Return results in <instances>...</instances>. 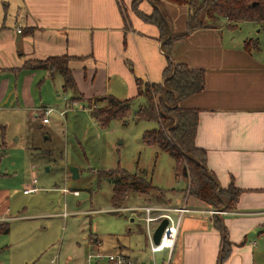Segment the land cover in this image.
I'll return each instance as SVG.
<instances>
[{
	"label": "rangeland",
	"instance_id": "obj_1",
	"mask_svg": "<svg viewBox=\"0 0 264 264\" xmlns=\"http://www.w3.org/2000/svg\"><path fill=\"white\" fill-rule=\"evenodd\" d=\"M2 1L6 0H0L3 22L15 31V14L20 10L14 3L3 9ZM169 7H173L167 12L173 30H181L185 26L182 12ZM138 18L147 30L153 26ZM218 32L238 43L256 38L258 47L251 51L264 62V23H224ZM157 52L160 55L158 48ZM38 61L25 62L34 65ZM76 81L78 93L73 94L63 89L59 74L50 75L46 69L0 71V222H9V231L0 233V264H86L87 254L98 252H121L138 260L154 258L157 264L168 260L171 264L167 249L150 252L144 213L138 209L167 207L170 211L153 215L168 212L176 219L177 213L171 211L179 208L170 205L182 204L186 191L169 152L142 141L143 132L157 127V122L133 119L134 111L144 103L138 97L126 118L112 119L101 127L90 113L94 88L80 77ZM121 81V86L113 87L120 96L126 90ZM43 107L53 108L47 124L41 123L43 114H35ZM70 166L78 168L76 178ZM117 167L145 173L160 190L148 196L131 192L122 207H113L112 183L108 178L98 181L97 172ZM33 176L38 190L24 193ZM159 220L147 223L152 232ZM184 221L178 225L183 227ZM244 239L253 254L249 264H264V226L251 227ZM177 246L178 242L176 250Z\"/></svg>",
	"mask_w": 264,
	"mask_h": 264
},
{
	"label": "crops",
	"instance_id": "obj_2",
	"mask_svg": "<svg viewBox=\"0 0 264 264\" xmlns=\"http://www.w3.org/2000/svg\"><path fill=\"white\" fill-rule=\"evenodd\" d=\"M12 3L20 10L15 31L5 26L4 11L0 13V71H18L27 59L67 54L84 56L69 61V66L75 81L80 77L94 88L93 96L132 97L135 76L162 80L167 58L158 27L150 23L147 30L140 23L132 0H6L2 8ZM172 5L162 1L161 8L167 13ZM176 8L185 22L186 8ZM138 9L149 13L153 6L141 0ZM224 23L177 40L171 58L205 70L204 90L183 104L200 109L195 142L206 150L208 169L220 186L233 182L242 192L235 209L214 215L187 191L182 204L170 205L183 209L171 211L177 213L178 223L185 220L183 227L178 225L171 264H218L222 235L213 225L215 216L224 223L232 244L221 264H249L253 254L244 244L245 234L251 227L264 226V62L253 56V50L244 49L247 38L240 43L225 40L218 32ZM120 79L126 89L122 96L113 90L121 86Z\"/></svg>",
	"mask_w": 264,
	"mask_h": 264
},
{
	"label": "trees",
	"instance_id": "obj_3",
	"mask_svg": "<svg viewBox=\"0 0 264 264\" xmlns=\"http://www.w3.org/2000/svg\"><path fill=\"white\" fill-rule=\"evenodd\" d=\"M140 1L132 0V8L143 20L158 27L160 48L167 58L162 80L149 81L135 76L134 96L127 98H119L113 94L92 96L90 98L93 102H89L90 113L98 125L106 127L112 119L126 118L135 98L143 97L144 103L134 111L133 119L153 120L158 126L145 130L142 141L169 152L175 161L176 174L186 178L185 190L189 195L215 210H233L238 204L242 188L233 182L225 187L220 186L214 173L208 169L206 150L195 142L200 109L183 104L190 96L204 90L206 72L201 67L194 68L183 61H175L171 58V52L177 40L186 38L196 30L219 28L222 21L230 26H236L243 20L264 23V0H149L153 6L149 13L138 9ZM162 1L186 8L183 29L173 30L171 18L160 7ZM253 46L254 49L258 47L256 38H247L244 41L243 47L246 51H251ZM83 58L81 55H54L38 59L42 62L38 61L34 65H26L27 62H24L22 68H42L49 71L50 75L59 74L63 89L74 94L78 93V87L69 61ZM97 177L98 181L102 178L111 181L110 202L115 208L122 207L131 192L148 196L152 191L160 190L145 173H132L121 167L98 171ZM213 225L222 235L218 254V264H221L229 256L232 244L227 238V230L222 220L215 216ZM8 231L9 222L1 221L0 233Z\"/></svg>",
	"mask_w": 264,
	"mask_h": 264
},
{
	"label": "built area",
	"instance_id": "obj_4",
	"mask_svg": "<svg viewBox=\"0 0 264 264\" xmlns=\"http://www.w3.org/2000/svg\"><path fill=\"white\" fill-rule=\"evenodd\" d=\"M53 110L52 107H43L40 110H37L35 114H43L44 117L41 118L42 123H48L49 118V112ZM40 112V113H38ZM36 177L33 176L31 179V182L29 183L28 186H26L23 189L24 193H29V192H34L38 190V187L36 186ZM66 190V189H65ZM74 194H78L77 190H73ZM139 210H141L144 213L143 219L146 221V231L149 239V244H150V252L152 254L154 252L162 251L164 249H167L168 251V259H170V254L172 252L175 240H176V235H177V230H178V221L173 217L168 212L160 213L157 216L153 215V212H158V211H170V208H165V207H157V206H150V205H144L141 207H138ZM175 209V208H173ZM178 212H182L183 209H177ZM212 213H222L224 211L222 210H211ZM161 219L167 218L168 223L164 229V231L161 234L160 241L159 243H155L153 240V232L148 226L149 222H152L155 219ZM168 238L167 244L163 245V242L165 239ZM104 261V262H103ZM86 264H157L154 258L150 262L148 261H143V260H138L136 258H132L128 256L127 254L121 253V252H112V253H104V252H98L95 254L88 253L87 254V262ZM166 264H170L169 260L166 261Z\"/></svg>",
	"mask_w": 264,
	"mask_h": 264
},
{
	"label": "water",
	"instance_id": "obj_5",
	"mask_svg": "<svg viewBox=\"0 0 264 264\" xmlns=\"http://www.w3.org/2000/svg\"><path fill=\"white\" fill-rule=\"evenodd\" d=\"M69 171L72 174V178H76L79 175L78 168L75 167V166H70L69 167ZM184 175H186V171L184 172ZM167 223H168L167 218H163V219H161V221L159 222V224L154 229V232H153V240H154L155 243H159L161 234L164 231Z\"/></svg>",
	"mask_w": 264,
	"mask_h": 264
},
{
	"label": "bare ground",
	"instance_id": "obj_6",
	"mask_svg": "<svg viewBox=\"0 0 264 264\" xmlns=\"http://www.w3.org/2000/svg\"><path fill=\"white\" fill-rule=\"evenodd\" d=\"M168 238L164 240L163 245L167 244Z\"/></svg>",
	"mask_w": 264,
	"mask_h": 264
}]
</instances>
